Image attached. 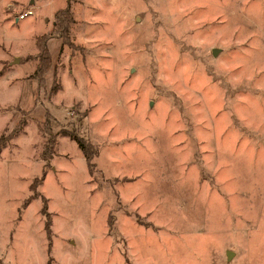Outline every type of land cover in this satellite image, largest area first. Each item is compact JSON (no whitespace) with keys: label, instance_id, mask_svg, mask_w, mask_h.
<instances>
[{"label":"rangeland","instance_id":"1","mask_svg":"<svg viewBox=\"0 0 264 264\" xmlns=\"http://www.w3.org/2000/svg\"><path fill=\"white\" fill-rule=\"evenodd\" d=\"M31 3L0 0V264H264V0H71L42 75L67 2Z\"/></svg>","mask_w":264,"mask_h":264},{"label":"trees","instance_id":"2","mask_svg":"<svg viewBox=\"0 0 264 264\" xmlns=\"http://www.w3.org/2000/svg\"><path fill=\"white\" fill-rule=\"evenodd\" d=\"M66 5L63 7H58L54 10L53 17H54V22L52 27L45 31L42 32L40 35L36 37V46L39 48L38 53L36 54V58H38L37 67L36 70L39 71L40 75L43 74L46 70H48V67L50 65V51L47 48L46 45V40L50 37H55L58 36L62 39V41H66L69 43V25L70 22L73 21L74 17H72L71 14V0H66ZM46 130L48 131V134L46 136V140L44 141L43 144V149H42V158L44 159L45 157H50L53 154L57 139L56 136L58 132H51L50 131V126L48 124V121L45 123ZM60 132L64 135H66L70 139H74L83 154V156L87 160V165L88 168L89 166L92 165V154L94 151L93 146L88 142L85 138H83L79 133L68 130L67 128H62L60 129Z\"/></svg>","mask_w":264,"mask_h":264},{"label":"built area","instance_id":"3","mask_svg":"<svg viewBox=\"0 0 264 264\" xmlns=\"http://www.w3.org/2000/svg\"><path fill=\"white\" fill-rule=\"evenodd\" d=\"M31 12H32L31 6H28V7L24 8V10L17 12L15 14V18H23L24 15L31 13Z\"/></svg>","mask_w":264,"mask_h":264},{"label":"crops","instance_id":"4","mask_svg":"<svg viewBox=\"0 0 264 264\" xmlns=\"http://www.w3.org/2000/svg\"><path fill=\"white\" fill-rule=\"evenodd\" d=\"M37 1V0H36ZM73 1V0H72ZM29 3L33 4V2H35V0H28ZM47 18V17H46ZM1 259V258H0Z\"/></svg>","mask_w":264,"mask_h":264}]
</instances>
